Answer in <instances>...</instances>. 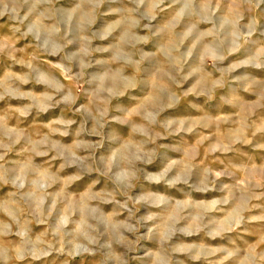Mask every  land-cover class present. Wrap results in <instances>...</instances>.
Returning a JSON list of instances; mask_svg holds the SVG:
<instances>
[{
  "label": "rangeland",
  "instance_id": "1",
  "mask_svg": "<svg viewBox=\"0 0 264 264\" xmlns=\"http://www.w3.org/2000/svg\"><path fill=\"white\" fill-rule=\"evenodd\" d=\"M0 264H264V0H0Z\"/></svg>",
  "mask_w": 264,
  "mask_h": 264
}]
</instances>
